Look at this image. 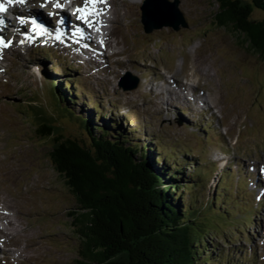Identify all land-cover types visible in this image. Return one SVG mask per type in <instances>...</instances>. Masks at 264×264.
Returning a JSON list of instances; mask_svg holds the SVG:
<instances>
[{
    "label": "rangeland",
    "instance_id": "374dc122",
    "mask_svg": "<svg viewBox=\"0 0 264 264\" xmlns=\"http://www.w3.org/2000/svg\"><path fill=\"white\" fill-rule=\"evenodd\" d=\"M125 4L116 2L117 6L123 7L122 13L128 12L131 8H125ZM180 4L184 18L190 22L188 30L195 29L194 34L192 32L188 34L189 31L177 36L170 33L169 38H165L168 41L156 47L149 46L151 41L145 43L146 37L141 34L142 43H139L140 49L135 56L143 60L149 54L154 56L160 48V51H163L170 47L175 50L174 56L179 59V52L190 42L185 48L186 52L191 54L188 69L184 70V63H179L177 60V63L170 68L173 70L172 76L182 80L185 77L187 79L189 72H192L191 77L199 81L207 101L216 108L218 118L215 121L205 114L204 126L208 133L206 141L199 124L194 126L192 131L187 127L184 129L177 122L169 123L161 113L160 103H155L154 97L143 99L139 96V92L121 91L115 85L113 91L118 93V101L136 113L130 116L129 125L122 122L123 130L131 136L130 139L134 144H138L134 139L144 137L141 133L142 127L143 123H147L145 125L149 130L160 134L161 145L165 150L172 152L171 147L175 149L177 159L171 158V163L175 160L181 163L187 150L188 159H192L190 161L195 163L201 161V166L217 150L232 147L230 151L234 159H242L241 161L249 164L262 166L264 164V62L250 52L247 53L233 35L212 26L211 16L216 9L214 0H180ZM253 17L261 18L262 14L254 13ZM132 19L133 16L124 19L122 33L135 32L127 27L129 20ZM136 23H139L138 19ZM136 31L140 34L138 25ZM199 31L203 33L199 34ZM163 33L167 34L166 31ZM182 36L185 43L181 40ZM117 39L121 42L123 38L117 37ZM127 47L130 50L133 46L129 43ZM13 61H9L8 68ZM32 68L29 67L28 71H24L14 63L11 72L15 80L11 79L6 88H0V94L3 93L0 95V238L4 239L5 245H8L9 250L4 251L12 256L6 264H72L73 259L77 257V241L73 233L72 216L68 215L74 209V200L64 190L47 157L51 150L49 141L57 136L45 139L36 128L39 122L34 119L38 115L44 116L47 120L44 124H54L64 138L82 139L84 135L76 130L80 123L79 119L72 111L52 99L49 86L43 83L40 89L36 82H34L35 88L32 86L34 78L31 74ZM56 71L59 72L57 69ZM5 81L6 83L9 81L8 74L1 79L0 85ZM113 100L115 101V98ZM169 103L171 105L168 106L173 107L172 101ZM72 110L77 111V107H73ZM36 113L38 115L35 117ZM121 136L125 137L124 134ZM138 145L141 146V142ZM193 168L196 169L194 165ZM192 178L196 179L193 173ZM231 183L235 184L232 179L228 184ZM179 185L185 184L179 181ZM195 190L186 187L183 191L180 188L179 193L183 194L185 205L190 204L191 195L200 196V192ZM212 192L211 182H208L203 196L205 201L210 199ZM222 206L231 208V203ZM235 216L239 219L240 213ZM259 216L264 219L263 211L260 210ZM7 220L9 221L6 222ZM259 225L261 228L264 227L262 221ZM222 228L219 225L221 233L212 234L213 237L206 239L203 247L211 241L217 242L212 255L216 256L219 249H224V264H227L228 260H232L233 264H248L252 259L249 248L256 245L252 243L256 236L245 241V235H249L248 230H245V234L239 231V233H230L229 229L224 233ZM252 232L254 233V230ZM225 236L228 237L227 240L230 239L231 245L223 243ZM54 242H58L59 247H56ZM260 244L259 240L258 246L262 250L264 247ZM242 247L246 248L245 254L241 253L242 250H232ZM241 255L242 262H240ZM211 260L213 262V259ZM212 262L211 264H214ZM256 264H264V257Z\"/></svg>",
    "mask_w": 264,
    "mask_h": 264
},
{
    "label": "trees",
    "instance_id": "16d2710c",
    "mask_svg": "<svg viewBox=\"0 0 264 264\" xmlns=\"http://www.w3.org/2000/svg\"><path fill=\"white\" fill-rule=\"evenodd\" d=\"M214 5L212 26L264 62V0H214ZM56 93V101L79 119L75 128L83 138H64L37 113L34 120L43 122L36 128L45 139L57 136L49 141L47 157L74 200L68 215L77 241L72 264H211V259L217 264L203 244L231 221L227 212L195 207L193 200L184 205L181 174L160 164V154L131 143L128 135L98 132L91 117L82 119L65 93Z\"/></svg>",
    "mask_w": 264,
    "mask_h": 264
},
{
    "label": "snow or ice",
    "instance_id": "6c2138e0",
    "mask_svg": "<svg viewBox=\"0 0 264 264\" xmlns=\"http://www.w3.org/2000/svg\"><path fill=\"white\" fill-rule=\"evenodd\" d=\"M14 0H8V3L11 4L13 3ZM16 3H24L25 0H15ZM97 2H106V0H85V4L84 7H77L76 8V13H79V15L77 16L78 20L83 21L84 23L88 24L89 27L92 26V22L89 21V16L92 14L91 11L89 10V4L91 5H95ZM55 8H62L63 6L60 3H56L54 5ZM7 8L5 7L4 4H0V12H6ZM21 23H23V20H21ZM33 23H35V21H33ZM4 21L0 20V25H3ZM57 39H59V37H57ZM101 43H103V41H101ZM0 46L2 47H8L9 44L4 42V39L2 37H0Z\"/></svg>",
    "mask_w": 264,
    "mask_h": 264
},
{
    "label": "water",
    "instance_id": "95a60500",
    "mask_svg": "<svg viewBox=\"0 0 264 264\" xmlns=\"http://www.w3.org/2000/svg\"><path fill=\"white\" fill-rule=\"evenodd\" d=\"M161 2H162L161 0H156L155 5H156L158 8H162L163 5H162ZM149 4H151V0H150V2L147 3V6L144 7V10H143V14H144V16H145V15L148 16V13L150 12L151 6H150ZM148 5H149V6H148ZM161 5H162V6H161ZM170 11H171V10H170ZM153 12L156 13L157 16L163 14L162 11H159V12H155V11H153ZM171 13H174V11H173V12L171 11ZM173 23H174V21H172V17H171L170 15H167V16L162 17V18H160V19L155 18V19H154V23L152 24V26H154V27H156V26L160 27V25H167V24L172 25Z\"/></svg>",
    "mask_w": 264,
    "mask_h": 264
},
{
    "label": "bare ground",
    "instance_id": "6f19581e",
    "mask_svg": "<svg viewBox=\"0 0 264 264\" xmlns=\"http://www.w3.org/2000/svg\"><path fill=\"white\" fill-rule=\"evenodd\" d=\"M53 5L54 4H49V5H47V9H50V8H52L53 7ZM62 17H64V13H62V15H61ZM58 17V15L57 14H54V13H51L50 14V18L51 19H54V18H57ZM112 20H114L115 22H117L118 23V20H119V18H112ZM41 21L44 23V26L45 27H47V26H49V28H51V26L47 23V22H45L44 20H42L41 19ZM63 25H66V23H64ZM119 25V24H118ZM48 29V28H47ZM64 29V28H63ZM81 33L83 34V36H84V38H85V42H87V40H89L88 39V34H86L85 32H86V28L83 26V27H81ZM63 33H64V30H63ZM65 33H67V30H66V32ZM114 35V33L111 31L110 33H109V40H111L112 39V36ZM64 38H68V37H64ZM107 40V39H106ZM176 85V84H175ZM171 87V86H170ZM167 93L169 94V92L167 91ZM174 94L177 96V92H174ZM178 97V96H177ZM169 102H171V101H169ZM168 102V104L167 105H171V103H169ZM3 218V217H2ZM1 218V219H2ZM5 219V218H4ZM3 219V220H4ZM6 220V219H5ZM9 220H7L6 222H8ZM13 223H14V221H13ZM12 226V225H11ZM13 228V227H12ZM16 228V227H15ZM14 228V229H15Z\"/></svg>",
    "mask_w": 264,
    "mask_h": 264
}]
</instances>
